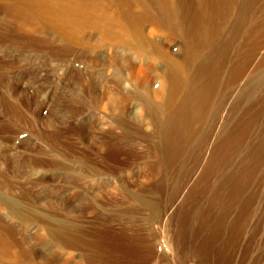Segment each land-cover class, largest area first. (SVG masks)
Here are the masks:
<instances>
[{
	"label": "rangeland",
	"instance_id": "1",
	"mask_svg": "<svg viewBox=\"0 0 264 264\" xmlns=\"http://www.w3.org/2000/svg\"><path fill=\"white\" fill-rule=\"evenodd\" d=\"M10 2L28 10L37 3L0 0V229L21 261L170 264L177 260L178 243L192 242V232H225L231 226L255 236L245 261L239 248L225 264H264V0H173L183 35L172 34L165 23L142 24L145 38L180 59L183 38H199L190 31L191 16L184 17L197 7L204 11V38L212 42L204 43L199 62L212 104L227 94L237 52L257 43L253 56L241 53L236 59L245 72L218 115L204 119L199 146L196 138L182 145L183 136L173 130L169 65L153 45L143 43V53L138 43L124 48L99 42L103 31L91 28L80 32L83 38H65L44 14L25 22L11 15ZM240 121L246 136L238 137L236 155H230L236 183L244 186L238 208L220 212L228 203L223 198L217 211L190 216L196 199L209 206L205 181L223 180L225 171L216 170L223 154L213 173L203 176ZM178 149L192 153L181 156ZM185 245L181 252L190 250ZM187 259L185 264H201ZM217 259L212 263L224 264Z\"/></svg>",
	"mask_w": 264,
	"mask_h": 264
},
{
	"label": "bare ground",
	"instance_id": "2",
	"mask_svg": "<svg viewBox=\"0 0 264 264\" xmlns=\"http://www.w3.org/2000/svg\"><path fill=\"white\" fill-rule=\"evenodd\" d=\"M32 1H35V3H37V6L35 8H31L33 10V12L31 11V9H29L32 12V14H31V12H29L28 9H25L23 7H19V6L15 5L14 3H11V2H10L11 4L10 3H9V5L7 4L6 9L11 13V15L13 14L15 17L16 16L20 17L24 22L28 21V20H35L36 15L44 14L45 16L42 15L43 17H46L51 21L54 20L56 22V24L59 25L60 28L58 27V29L60 30V32L61 31L63 32L62 34H65L64 35L65 38H75L76 39V38L82 37L81 36L82 33L85 32V30L91 28V29H94L95 31H96V29L97 30L99 29V31H101V30L103 31L102 34H101V32L99 34L101 36L100 37L98 36L99 42L108 41V42H111L112 44H114L118 47H124V48L130 47L131 45H133V43L134 44L138 43L137 44L138 46L137 45L135 46L137 50L139 48L140 49L142 48L141 46H143V43H148L150 45H153L156 48V50H158L161 57L164 60H166L167 64L169 65V70L166 73V79L169 81L170 84H172L171 86L173 88L172 91L170 90V93L172 92V94L170 96V101H169L170 106L172 105L171 106L172 109H169V110H173V112H171V111H169V112L173 114V116H172L173 120H174L173 121L174 122V125H173L174 129L173 130H175V132L177 134L183 136V139H182L183 144L182 145H184V144L186 145L187 143L189 144V142H195V141H190V139L193 140L192 138H194V139L196 138L198 146L201 145V143L203 144L204 131L202 130L201 124L204 122V119L208 115H210L212 117H215L218 115V112L224 103V99H225L226 95L234 87V85L237 84V82L239 81V78L245 72V65L240 64L239 61L238 62L236 61V59H238V57L241 55V53L243 54V56L247 55L246 59H248L251 56H253L254 50L256 49L255 47H256L257 43L254 44L253 43L254 41L248 42V47L246 50H242V49L239 50V48H238V50H239L237 52L238 57H236V59L231 63L230 68H229V72L227 74V80H228V85H227L228 91H226L227 94L225 95V94L220 93L218 102L216 104H212L210 97H209V95H210L209 89H208L207 85H205V83H204V62H202V63H200L201 61L199 62V60L202 58L200 51L204 50V43H206V44L208 43L207 45L210 46V43L212 41H211V38H204V26L206 27L205 22H204L205 21L204 20V11L203 10L200 11L199 7L196 8L195 12H193L191 14L187 13L188 15L184 17V19H189L190 18L189 16H191V20L189 22L190 31H191V33H197V36L199 38H183L185 40V42L187 43L186 44V52L183 55H181L182 58L178 59L175 56L166 54V51H165V49H163V47L155 45L156 40L154 41L153 38L152 39L149 37L145 38V37H147V35L146 36L144 35L145 37L143 36V34H144L143 33L144 28L143 27L144 26H142V24L144 25V23L146 21L154 22V25H155V23L159 24V25L161 23H165L169 26L170 32L172 34L183 35L182 30L180 31L181 21L177 15L178 12L176 11V9L174 7L173 0H32ZM36 10L38 13L36 12ZM48 19H47V22H48ZM147 23L148 22H146L145 24H147ZM185 23L186 22L184 20V24ZM250 30H251V28H249V31ZM80 32H82L81 35H80ZM75 35H76V37H75ZM171 39H173V38H167V40H171ZM247 41H248V38H247ZM194 42H195V44L193 45ZM197 44L198 45L200 44L201 47L196 46ZM135 47H133V48L135 49ZM146 48H147V46H146ZM225 48H226V46H225ZM136 49H135V51H136L135 53H139V52H137ZM142 50H144V47L141 49V51ZM144 52H146V51H144ZM202 53H204V51ZM163 86L165 87V84L162 85V87L160 89L164 88ZM171 86H169V88H171ZM163 90L164 89H162V91ZM164 107H166V105ZM171 107H169V108H171ZM163 109L164 108H162V111H163ZM166 112H168V110H166L165 113ZM240 124H239L240 127L237 130H236V128H233V130L227 136H226L227 133L224 134L227 138L224 140V143H222V144H224L223 151L220 150L221 148H219V150L214 151V153L212 154V157H211V161H209L211 163L209 164V166L207 165L208 167L206 166L208 169V174H204L203 177L205 180L209 177L207 175H209L210 172L213 173V170L216 169V167H213V166L214 165L217 166L216 161L218 162V157H219L218 154H220V155L223 154V156L219 157V161H220L219 165L220 166L218 165L219 167L216 169L219 172L225 171L223 174L221 173L223 175V180L219 181L218 184H216V185H214L213 183H208L205 180H203V181H205V184H206L205 185L206 191L204 189L205 192H203V193H206L205 195L209 199V201H208L209 206L208 207L202 206L201 205L202 203L200 204L199 200L196 199V201H193L190 210L188 209L190 216H200V215H204V214L209 215L211 213V211H214V209L217 208L218 205H220V202L223 198H227L228 203H226V205H224L225 203L223 205L221 204L223 207L220 206L221 207L219 209L220 212H221V209L223 210V213H224V211L226 213L231 212V210L235 209V207H237V204H239V202L237 203L238 197L241 194H244L243 191L242 192L240 191V188L241 187L243 188L244 186L240 187L239 185H237V183H239V182L236 183V181L237 180L239 181L240 178L237 176V173L235 172L234 168L230 167L231 166L230 162L233 158V157L231 158L230 155L233 152H234L233 155L234 156L236 155L235 150H236V147L238 146L237 145L238 137L242 141L243 137H240V136L245 135V133L247 132V129H246L247 127L245 126L246 123L242 124L240 121ZM179 135H178V137H179ZM175 137H176V135H175ZM243 141H244V139H243ZM178 143H179V140H178ZM189 147L190 146L185 147V148H189ZM237 148H239V146ZM193 150H195V149L193 148ZM188 152H190L188 149L187 150L182 149L181 152H178V153L179 154L181 153V156H182L183 154L185 155V153L188 154ZM190 153H192V151ZM177 157H178V155H177ZM243 158H245V157H243ZM181 159H183V158H181ZM243 161L244 160H242V162H240V163H242L243 167L245 168L246 164L244 165ZM209 170H212V171H209ZM243 171H245V170H243ZM236 178H238V179L236 180ZM198 181H199V179H198ZM232 183H234V184H232ZM198 184L200 185L199 182H198ZM229 184H231V186H228ZM239 184L241 185V183H239ZM198 189H199V187H198ZM199 190H202V189H199ZM240 192H241V194H240ZM253 195H251V197ZM194 196H192V197H194ZM191 198L189 199V201L191 200ZM243 202L244 201H242V203ZM11 205H13V203ZM249 205H250V203H249ZM243 207H246V206H243ZM241 208H240V210H241ZM237 210L238 209H236V211ZM243 210H241V211H243ZM241 211L238 210L239 213ZM247 211H249V210H247ZM215 212H213V213L215 214ZM239 213H237V215L240 216V214H242V213H240V214ZM217 214H218V212H217ZM243 219L244 218H242V220ZM223 221L224 220L221 221L222 224H223ZM210 223H212V222H210ZM237 223H239V220ZM244 223H242V225ZM234 224H235V222H234ZM203 225H204V223H203ZM226 225H227V223H225V227H227ZM219 227H220V225H219ZM204 228H206V227H204ZM2 229H0V264H29L27 262L26 263L22 262L18 253L16 251L12 250V246H14V242L11 241V239L8 237V233L4 232ZM202 232H204V230ZM254 236H255L254 231H253V233L249 232L247 234V233H244V231L241 228H239V229L235 228V229L231 230V226H230V229H228V231H225V232L216 231V232H211V233H207V234L200 233V232L193 234V232H192V236H191L192 242L190 244L185 245L184 243H180V242L178 243L179 244L177 246L178 257H177V260L175 259L176 260L175 262L177 264H185L186 259L189 256H193L195 258H198L197 260H199V262L201 264H211L213 261H215V257L217 256L219 261H221V263L223 262L225 264V263H228V261L231 258L233 259L235 252L239 248H240L239 250L242 251L240 254L241 255L240 261L243 262L251 254V250L253 248L251 245H252V241H253ZM13 239H15V238H13ZM177 239H178V236H177ZM242 240H244V241L246 240V241L245 242L243 241V243L241 244ZM176 244H177V242H176ZM184 245H185V247H188L190 249V250L188 249L190 252L189 251L187 252L186 250L181 252V247H184ZM241 248H242V250H241ZM174 256H176V255H174ZM251 257H252V255H251ZM172 259H171V261H167V262L168 263L170 262V264L175 263L174 260L172 263ZM31 264H33V263H31Z\"/></svg>",
	"mask_w": 264,
	"mask_h": 264
}]
</instances>
